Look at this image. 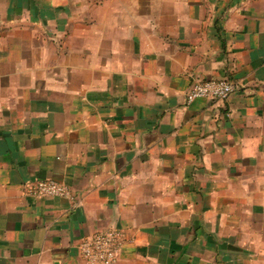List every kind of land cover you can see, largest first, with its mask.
<instances>
[{
	"label": "crops",
	"instance_id": "obj_1",
	"mask_svg": "<svg viewBox=\"0 0 264 264\" xmlns=\"http://www.w3.org/2000/svg\"><path fill=\"white\" fill-rule=\"evenodd\" d=\"M109 229L117 264H264V0H0V264Z\"/></svg>",
	"mask_w": 264,
	"mask_h": 264
},
{
	"label": "built area",
	"instance_id": "obj_2",
	"mask_svg": "<svg viewBox=\"0 0 264 264\" xmlns=\"http://www.w3.org/2000/svg\"><path fill=\"white\" fill-rule=\"evenodd\" d=\"M235 90L234 84L225 79H208L193 82L186 93V104L196 99L216 101L226 100ZM23 193L30 198H57L67 200L76 206L77 199L65 185L53 180H35L26 182ZM131 239L118 229H109L84 238L79 246V254L85 264H117L124 246Z\"/></svg>",
	"mask_w": 264,
	"mask_h": 264
}]
</instances>
